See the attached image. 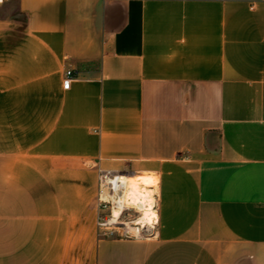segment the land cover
I'll return each instance as SVG.
<instances>
[{
    "label": "crops",
    "instance_id": "crops-1",
    "mask_svg": "<svg viewBox=\"0 0 264 264\" xmlns=\"http://www.w3.org/2000/svg\"><path fill=\"white\" fill-rule=\"evenodd\" d=\"M102 170L157 177L152 236ZM0 264H264V0L1 4Z\"/></svg>",
    "mask_w": 264,
    "mask_h": 264
},
{
    "label": "bare ground",
    "instance_id": "bare-ground-1",
    "mask_svg": "<svg viewBox=\"0 0 264 264\" xmlns=\"http://www.w3.org/2000/svg\"><path fill=\"white\" fill-rule=\"evenodd\" d=\"M140 177L119 174L115 179L114 190L109 197L114 201L116 207L113 208L114 217L121 219L126 206L137 204L141 215L135 221L137 231L146 230L147 227L154 228L158 222V212L156 210V198L154 196V185L149 184Z\"/></svg>",
    "mask_w": 264,
    "mask_h": 264
},
{
    "label": "built area",
    "instance_id": "built-area-1",
    "mask_svg": "<svg viewBox=\"0 0 264 264\" xmlns=\"http://www.w3.org/2000/svg\"><path fill=\"white\" fill-rule=\"evenodd\" d=\"M6 1L7 0H0V5ZM72 73L73 72L71 70H68L66 72V78L64 80L65 88L70 87V84L72 82V75H73ZM118 175H119L118 173H115L112 170H102L100 172V178H99L100 194L98 199V207L100 210H102L103 208L104 209L111 208V214H103L98 216V228L103 236L119 235L122 238H129L131 236L137 237L136 235L132 234V232L125 230L124 228L123 231L117 230V228H122L120 227V225H125V223L119 218L114 217L113 208L116 207L117 205H115L114 201L109 197V194L114 190L113 181L117 179ZM134 206L140 209L137 204H133V205H127L125 210L130 209ZM138 233L141 234L142 232L139 231Z\"/></svg>",
    "mask_w": 264,
    "mask_h": 264
},
{
    "label": "rangeland",
    "instance_id": "rangeland-1",
    "mask_svg": "<svg viewBox=\"0 0 264 264\" xmlns=\"http://www.w3.org/2000/svg\"><path fill=\"white\" fill-rule=\"evenodd\" d=\"M137 179H141V180L144 179L148 181L149 184L154 185V187H156L158 184V179L153 174H143L142 177L137 178ZM99 185H100V182H99ZM99 194H100V190H99ZM98 199H99V195H98ZM130 205H133V204H130ZM103 214H111V208H106V209L103 208L102 210H100L98 207V216L103 215ZM140 215H141L140 209L136 208L135 206L130 209L124 210V214L120 220H122L125 223V225H120V227L122 228H117V230H120V231H123L124 229L128 230L132 232V234L136 235L138 238H144V237L146 238V237L152 236L154 229L150 227H147L146 230H141L142 232L141 234H139L138 233L139 231L135 229L136 227H139V225H136L135 221H138V218L140 217Z\"/></svg>",
    "mask_w": 264,
    "mask_h": 264
}]
</instances>
